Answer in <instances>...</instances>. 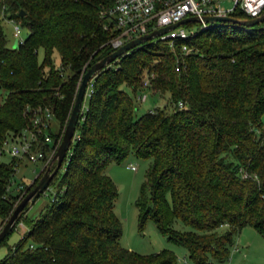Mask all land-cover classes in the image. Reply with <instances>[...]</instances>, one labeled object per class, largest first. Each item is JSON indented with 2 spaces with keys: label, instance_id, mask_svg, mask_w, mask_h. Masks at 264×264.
<instances>
[{
  "label": "trees",
  "instance_id": "16d2710c",
  "mask_svg": "<svg viewBox=\"0 0 264 264\" xmlns=\"http://www.w3.org/2000/svg\"><path fill=\"white\" fill-rule=\"evenodd\" d=\"M111 1L2 0L0 20L17 21L27 35L8 49L0 32V148L10 134L31 128L26 108L46 107L59 134L82 70L112 51L115 30L101 14ZM144 77L148 94L166 95V102L135 117ZM89 87L48 201L34 216L20 213L15 225L26 230L0 264H220L240 228L264 241L261 26L216 23L172 47L146 41L97 72ZM128 153L149 160L134 200L137 229L151 221L185 257L119 245L116 189L103 169ZM13 165L0 160L2 222L15 201ZM174 221L189 230L174 229Z\"/></svg>",
  "mask_w": 264,
  "mask_h": 264
},
{
  "label": "rangeland",
  "instance_id": "374dc122",
  "mask_svg": "<svg viewBox=\"0 0 264 264\" xmlns=\"http://www.w3.org/2000/svg\"><path fill=\"white\" fill-rule=\"evenodd\" d=\"M223 7H229L228 2H219ZM20 25V24H19ZM261 26V23L257 24ZM13 23L7 19L0 20V32L5 40V47L12 48L15 38L12 36ZM187 29L195 32L196 23H190L185 26ZM27 35V29L19 26V37L23 40ZM37 58L40 61L41 51L37 52ZM54 64H58V57L53 53ZM125 89V88H124ZM126 93H129L126 90ZM88 93L86 87L85 94ZM82 98L81 109L86 105V95ZM3 92L0 91V99ZM166 102V95L146 94L142 102H135L134 116H138L149 109L162 107ZM261 126L264 129V112L261 115ZM51 131H57L56 123L50 121ZM62 128L59 132L61 134ZM8 155L4 153L0 156V160H8ZM149 164L148 159H140L134 157L132 153H128L120 163L109 162L105 165L103 173L109 177L116 189V197L113 201V213L120 222L121 233L118 239L120 246L137 254L145 255L158 252L162 249L171 251L176 258L185 257L184 249L175 246L165 240L160 235L151 221L147 220L142 229H137L136 209L134 200L138 195L139 187L143 181L144 172ZM40 164L38 162H28L22 160L17 163V168L13 172L12 194L15 195L14 205L21 197L33 186L39 175ZM62 172V168L58 169L57 175ZM20 184V185H19ZM49 191L45 190L40 194L29 208L24 212V216L31 217L38 213L44 203L48 201ZM3 222L0 221V226ZM172 227L179 231L189 230L188 227L174 221ZM25 226L18 222L13 230L0 243V259L5 255L7 249L12 247L22 233ZM220 264H264V241L249 226H244L233 237V244L228 249L226 260Z\"/></svg>",
  "mask_w": 264,
  "mask_h": 264
},
{
  "label": "built area",
  "instance_id": "2783aa9c",
  "mask_svg": "<svg viewBox=\"0 0 264 264\" xmlns=\"http://www.w3.org/2000/svg\"><path fill=\"white\" fill-rule=\"evenodd\" d=\"M220 1L228 2L230 6L223 7L219 3ZM0 8H3L2 0H0ZM234 10L240 11L243 15L242 18L236 19L256 18L264 11V0H112L110 6L103 10L101 14L106 15L112 21L115 35L108 40V44L113 50L127 40L188 17L197 18L198 22H194L197 24L196 31H202L216 24L202 22L201 18L203 16L232 17L230 14ZM3 19L13 23L12 36L15 38L16 44H20L22 40L19 37V23L12 19ZM189 24L176 26L151 40L163 42L172 47L175 41L185 40L194 34V32L185 27ZM261 24V28L264 30V21ZM240 28L244 31L250 29V27L241 25ZM180 51L186 54L190 53L191 49L181 45ZM1 63L2 61L0 60ZM141 84L143 91L136 95V102H142L146 94H148V78H142ZM89 86L90 82L87 86L88 93L85 94L86 96L90 93ZM180 105L178 103V106ZM26 110L30 112L31 128L23 129L4 138L0 148V156L6 153L9 158L14 160L13 172L17 168V163L25 160L31 163L38 162L40 164V173L53 156L60 134L56 135V131H51L50 121L53 119L46 107H37L31 110L26 108ZM148 111H151V109ZM49 132L55 134L56 137H52ZM75 137L74 133L72 139ZM44 145L47 146L46 150L43 151L42 147ZM240 176L245 178L247 174L241 171ZM45 190L49 191L50 196L52 193L51 189L47 186ZM180 261L182 262V260Z\"/></svg>",
  "mask_w": 264,
  "mask_h": 264
},
{
  "label": "water",
  "instance_id": "95a60500",
  "mask_svg": "<svg viewBox=\"0 0 264 264\" xmlns=\"http://www.w3.org/2000/svg\"><path fill=\"white\" fill-rule=\"evenodd\" d=\"M19 16L23 15V12H18ZM201 21L204 23H230L237 24L245 27H252L264 21V11L261 15L252 19L240 20L232 18L229 16H203ZM198 22L195 17H188L179 20L176 23L164 26L160 29H156L145 33L143 35L137 36L130 40H127L120 46L113 49L108 55L100 58L99 60L93 62L88 67L84 68L78 78L71 106L69 108L67 117L62 127L59 142L55 148L54 154L48 162L47 166L44 168L42 173L39 175L33 186L21 197V199L12 207L7 218L3 221L0 226V242L10 233L14 228L15 222L20 215V213L25 212L29 206L34 202V200L43 193L47 188L51 178L55 175L58 168L61 165L62 160L65 158V154L69 149L72 136L74 134L75 125L77 123L80 110L82 98L85 94V89L88 83L94 77V75L102 70L104 67L109 65L112 61L117 58L127 54L131 49L138 47L142 43L149 41L156 36L175 28L176 26L183 25L186 23ZM16 46L14 42L13 47Z\"/></svg>",
  "mask_w": 264,
  "mask_h": 264
},
{
  "label": "crops",
  "instance_id": "0c3cea01",
  "mask_svg": "<svg viewBox=\"0 0 264 264\" xmlns=\"http://www.w3.org/2000/svg\"><path fill=\"white\" fill-rule=\"evenodd\" d=\"M152 94V93H151ZM20 185V184H19Z\"/></svg>",
  "mask_w": 264,
  "mask_h": 264
}]
</instances>
